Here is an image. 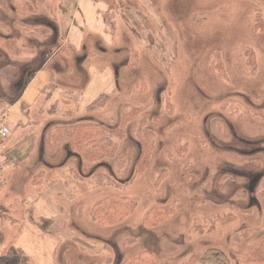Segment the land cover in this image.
Segmentation results:
<instances>
[{"label":"rangeland","instance_id":"1","mask_svg":"<svg viewBox=\"0 0 264 264\" xmlns=\"http://www.w3.org/2000/svg\"><path fill=\"white\" fill-rule=\"evenodd\" d=\"M11 1L0 0V25L10 24L19 36L41 20L47 0H22L28 5L22 11L12 10ZM115 1L110 43L92 47L87 39L75 49L46 26L44 45L40 31L30 30L24 45L0 46V117L22 55L36 53L31 63L54 78L31 123H7L10 132L0 139V264H32L14 249L3 257L26 228L42 229V264H121L145 249L169 264L192 256V264H242L264 235L257 198L264 178V0H157L144 8L135 0ZM127 6L139 9L131 14L136 28L120 18ZM98 96H107L104 104L88 109ZM132 107L141 111L112 156L89 162L68 135L51 139L61 125L117 128ZM140 127L153 132V150L135 176ZM111 194L137 199L115 226L91 213ZM165 201L172 215L145 227L150 207Z\"/></svg>","mask_w":264,"mask_h":264},{"label":"crops","instance_id":"2","mask_svg":"<svg viewBox=\"0 0 264 264\" xmlns=\"http://www.w3.org/2000/svg\"><path fill=\"white\" fill-rule=\"evenodd\" d=\"M121 1L122 3L124 2V0ZM135 1L141 4L142 7L145 5L156 7L157 4V0H153V2L152 0ZM11 2L12 10L16 8L22 11L28 6L26 3L22 4V0H12ZM42 8V17L37 24H29V29H25V27H22V25H24L22 21L20 25V27H22V33L19 36L13 34V30L11 26H9L10 24L4 25L2 23V25H0L2 32L0 35V46L4 47L7 43L10 44L12 40H15L19 45H24L25 39L31 36V34L28 33L30 30L40 31L39 34L36 33L38 36L36 37L39 38L38 42L44 45L45 41L42 40V28L46 29V26L51 28L52 31L58 29L60 35L75 49H80V47L86 43L87 39H89L87 43H91L92 47L95 44H99L100 41L110 43L112 39V32L110 31L112 25L104 18V13L108 5L103 0H57L56 2L54 0V3L47 0ZM121 10V20L132 23V27L136 28L138 22L136 19L137 17L131 14L139 11V9L127 6ZM52 12H54L55 15H53ZM126 13H128V15H126ZM63 14L68 16L66 20H64ZM13 23L11 24L12 26ZM86 27L89 28L86 29ZM106 28L109 29V32L106 31ZM10 52L11 51L7 49L9 58L13 56L10 55ZM16 57L18 59V56L15 55L12 59L15 60ZM31 57L33 60H36L38 56L36 53L31 54V56L22 55L20 58L22 60L21 71H19L17 77H14L12 82L8 85V89H11L10 91L12 93V96H10L11 100H9L11 102L8 103V107L1 116L9 125L26 126L31 123L33 109L37 107L38 100L42 98V93H44V90L48 87L49 80H54L53 77L50 78L42 72V64L31 63ZM40 59H42V55L39 56V60ZM92 82L93 78H91L90 82L87 83L83 89L84 94H87L91 88ZM8 89L7 92L9 91ZM86 99L87 98H84L82 104L86 103L85 105H87L89 103L85 102ZM19 237L22 238L18 239ZM13 249L17 256H23L32 264H42V229L26 228L19 231L16 238H14Z\"/></svg>","mask_w":264,"mask_h":264},{"label":"trees","instance_id":"3","mask_svg":"<svg viewBox=\"0 0 264 264\" xmlns=\"http://www.w3.org/2000/svg\"><path fill=\"white\" fill-rule=\"evenodd\" d=\"M107 3L108 8L104 13V18L113 24V18L117 12V3L115 0H103ZM145 20V21H144ZM143 22L148 25L147 19ZM253 60V57H252ZM169 93L166 94L168 100ZM107 96H98L88 105V109L101 107ZM141 107H132L130 111L125 112L121 117L120 125L117 128H106L100 123H77L72 125H61L55 128L51 133V139L56 140L63 135H68L73 148L86 161L94 162L112 156L120 141L125 134L126 125L138 115ZM153 132L150 129L140 127L137 131V139L140 143L141 153L135 176L142 174L145 170L153 150ZM178 149V143L175 145ZM179 152H182L179 150ZM160 178L165 177V170L160 171ZM109 182V178L102 180ZM159 180V179H157ZM257 198L261 206H264V178L260 190L257 192ZM137 199L135 197L121 196L116 194L107 195L101 200L95 202L91 209L92 217L97 219L101 224L115 226L126 218L136 207ZM170 202L154 203L143 219V225L152 228L167 220L173 213ZM13 254L12 244H8L3 250V257ZM197 256H192L186 264H192ZM242 264H264V235L258 242L248 248L241 258ZM121 264H169L159 261L156 255L145 249L130 258L124 259Z\"/></svg>","mask_w":264,"mask_h":264},{"label":"built area","instance_id":"4","mask_svg":"<svg viewBox=\"0 0 264 264\" xmlns=\"http://www.w3.org/2000/svg\"><path fill=\"white\" fill-rule=\"evenodd\" d=\"M9 132L10 130L6 121L3 117H0V139H5L8 136Z\"/></svg>","mask_w":264,"mask_h":264}]
</instances>
